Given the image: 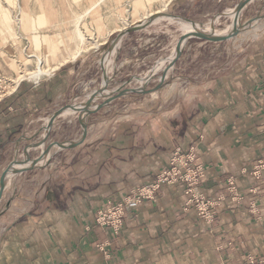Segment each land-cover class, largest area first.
I'll list each match as a JSON object with an SVG mask.
<instances>
[{"label": "crops", "instance_id": "obj_1", "mask_svg": "<svg viewBox=\"0 0 264 264\" xmlns=\"http://www.w3.org/2000/svg\"><path fill=\"white\" fill-rule=\"evenodd\" d=\"M244 1L167 0L160 11L131 25L155 13L166 16L122 35L103 62L94 58L104 55L111 34L116 37L121 28L75 59L46 56L45 63L56 68L17 82L0 101V175L16 146L24 144L16 161L31 149H43L44 141L26 143V137L46 121L47 127L68 98L84 86L95 88L102 73L113 88L95 97L100 105L85 115L86 127L83 108L76 133L65 137L66 123L78 119L73 107L84 105L73 104L82 96L73 100L47 139L46 153L33 165H14L23 170L6 182L0 196V264H238L250 257L264 259V0L251 2L255 15L239 35L235 59L204 74L200 82L187 83L175 104L138 112L131 94L114 92L134 86L137 67L154 54L150 52L172 31L169 27L187 31L180 16L212 24L229 11V27L233 10ZM182 46L179 41L177 58ZM176 147L182 159L189 150L196 152L190 166L200 174L192 192H186L184 181L161 186L124 212L117 234L95 223V211L105 201L151 184ZM192 196L212 203L211 221L199 216L189 202Z\"/></svg>", "mask_w": 264, "mask_h": 264}, {"label": "rangeland", "instance_id": "obj_2", "mask_svg": "<svg viewBox=\"0 0 264 264\" xmlns=\"http://www.w3.org/2000/svg\"><path fill=\"white\" fill-rule=\"evenodd\" d=\"M95 1L97 0H0V75L6 79V83L9 82L10 90L15 89L14 85L17 84L22 70L28 71L35 68L37 57L41 58L43 66L47 67L46 56L55 58L65 55L68 58L78 47H81V51L77 56L90 50H96L98 44L112 30L129 27L131 22L148 16L154 11H160L167 2V0H103L83 18L77 28L74 25L75 18ZM251 2L246 9H241L238 14L236 25L241 23L242 29L234 39L228 37L224 40L208 42L202 36L186 35V32H194L190 23L183 25L187 30L184 33L180 29V25L169 27L172 31L166 33L161 38L162 43L150 52L154 54L146 59L144 65L137 67L136 81L132 83L134 86L132 88L121 86L114 92L131 94L132 102L136 104L138 112L160 111L167 104H175L178 99L182 98L183 93H186L182 91V88L187 83L200 82L204 74L223 68L235 59L239 35L246 30L252 21L251 17L255 15L250 10ZM227 14L216 19V22L212 24L210 23L212 20L196 23L209 25L206 27L208 33L214 32L218 36L228 35L235 23L233 18V24L226 27L231 22L232 16L229 11ZM185 18L191 21V19ZM181 21L184 20L180 17L179 22ZM159 24L161 23H157V25ZM199 25L197 26L199 27ZM200 27L202 28V26ZM115 34H111V42L115 38ZM179 41H183V46L177 58L176 46ZM105 52L106 50L103 54ZM94 60L98 62L99 58L96 56ZM120 77L121 81L126 79L123 75ZM108 82L109 89L113 88L111 82L109 80ZM106 84L107 82L102 77L98 78L92 84L95 85V88L84 86V91L78 93L82 94L81 99L73 101L74 105L84 103V124H82L84 128L87 125L85 115L100 105L98 99L88 98L86 101L84 97L91 91L101 89ZM109 89L101 95L111 93L112 90ZM127 90L134 92H127ZM123 108V104H121V109ZM82 109L77 111L78 117L76 118L78 119L76 121L66 123L64 126L65 137L76 133L80 122L83 121L82 118L80 119ZM46 123L47 121L32 137H40L45 131ZM44 142L43 149L40 147L31 149L19 161H23V159L35 161L37 157H42L45 154L48 140ZM61 143L63 142H59L58 146L64 148ZM10 180L11 178L7 182L9 183Z\"/></svg>", "mask_w": 264, "mask_h": 264}, {"label": "built area", "instance_id": "obj_3", "mask_svg": "<svg viewBox=\"0 0 264 264\" xmlns=\"http://www.w3.org/2000/svg\"><path fill=\"white\" fill-rule=\"evenodd\" d=\"M0 75V101L4 99L12 90L9 89V82L6 83ZM13 84V83H12ZM15 87V85H14ZM195 150H189L184 155L179 147L173 150L170 162L166 168L161 169L156 173L155 180L145 186L134 187L130 194L125 195L119 200H107L95 211L94 221L100 226L109 228L113 233H118L123 225V214L127 209H134L141 203L142 200L150 198L152 192L160 189L161 186L171 184L178 181H184L186 183V192H192L193 187L198 183V177L200 172L197 169H193L190 166L191 160L194 158ZM257 170L254 171L256 173ZM255 177V175H254ZM229 189H234L233 181L230 180ZM189 202H194L197 208L198 214L206 221H211L213 217V211L210 208L212 203L192 196ZM100 249L102 250L101 246ZM238 264H264V259L248 258Z\"/></svg>", "mask_w": 264, "mask_h": 264}, {"label": "water", "instance_id": "obj_4", "mask_svg": "<svg viewBox=\"0 0 264 264\" xmlns=\"http://www.w3.org/2000/svg\"><path fill=\"white\" fill-rule=\"evenodd\" d=\"M252 0H245L242 4V9H246V7L248 6V4L251 2ZM162 16H166L162 13H155V14H152L149 18H146L140 22H138L137 24H134V25H130L129 27L125 28V29H122L118 34L117 36L113 39V41L110 43V45L107 47L106 49V52L104 54V56H102L98 62L101 63V61L103 60V58L109 54L111 51L114 50L115 46L117 45L119 39L121 38L122 35H124L125 33L127 32H130L132 30H135L137 29V26L138 25H144L146 22L150 21V20H153L155 18H158V17H162ZM168 17H172V15H168ZM185 22H191V24L193 26H195V28L197 29V31L201 34H203L204 36V39L208 42H210V34L206 31H204V29H202L200 26L198 27L197 23L195 21H188L184 16H180ZM242 29V24L241 23H238L237 25V28L234 30V32L230 35V39H234L238 33L240 32V30ZM102 78L104 79V81L107 82V84L105 86H103L101 89H96L94 91H91L89 94H87L86 96H90L92 98H95L99 95H101L103 92H106L108 91L109 89V82H108V77L106 76L105 73H102ZM127 92H134L132 90H127ZM82 94H76L70 98H68L66 100V102L64 104H62L54 113L53 115L51 116L52 118V123L50 126H48V128L46 129L45 128V131L43 132V134L40 136V137H30L27 139V142L26 143H40V142H43V141H46L47 138L49 137V135L52 133L53 129L55 128V125L57 123V121L59 120L61 114L63 113V111L66 109V107L73 101L75 100L76 98L80 97ZM63 147H66L65 144L61 143ZM24 144H20L18 146H16L14 148V153L9 161V164H8V168L7 170L2 174L0 175V186H3L13 175L15 174H18L20 172H22L21 169H18L14 167V162L16 161L15 158H16V153L19 151V149L23 146ZM48 146H46V149H45V153L46 151L48 150Z\"/></svg>", "mask_w": 264, "mask_h": 264}, {"label": "bare ground", "instance_id": "obj_5", "mask_svg": "<svg viewBox=\"0 0 264 264\" xmlns=\"http://www.w3.org/2000/svg\"><path fill=\"white\" fill-rule=\"evenodd\" d=\"M103 0H97V1H95L92 5H90L86 10H84V11H82L76 18H75V26L77 27V28H79V26H80V23H81V21L83 20V18L84 17H86V15L87 14H89L97 5H99L101 2H102ZM242 6H243V4H241L240 6H239V8H237L236 10H234V23H235V25L233 26V28H232V31L231 32H229V34L228 35H216L214 32L212 33H209L210 34V40H224V39H226V38H228V37H230V35L234 32V30L237 28V25H236V22H237V17H238V14H239V12H240V10L242 9ZM2 20V19H1ZM3 21V20H2ZM187 23H190L191 24V22H187ZM192 25V24H191ZM193 26V25H192ZM207 26H209V25H206V26H204V27H202L205 31H208V29L206 28ZM76 28V29H77ZM80 30V29H79ZM193 31L194 32H191V33H188V32H186L185 34L187 35V34H192V35H197V36H204L203 34H201V33H199L197 30H196V28H195V26H193ZM214 31V30H213ZM248 31V30H247ZM78 32V31H77ZM220 33V32H219ZM218 33V34H219ZM184 35V34H183ZM79 40H80V38H79ZM81 51V47H78L77 48V50L73 53V54H71L68 58L70 59H75V56H77V54H79V52ZM35 57V56H34ZM37 57V56H36ZM37 59V62H36V65H35V68L34 69H31V70H22L21 71V73H20V75H19V79H17V82L19 81V80H21V79H25V78H31V79H38V78H41V77H43V76H45V75H47L49 72H51V70H53L54 68H56V66H54V67H49V66H47V67H45V66H43V64H42V60H41V58H39V57H37L36 58ZM64 63V62H63ZM61 65V64H60ZM58 67V66H57ZM16 82V83H17ZM17 85V84H16ZM89 98H92V97H90L89 96ZM70 107V106H69ZM84 107V105H82V106H79V108H77V107H73L74 109H76V110H80V109H82ZM64 113L65 112H68L67 110H65V111H63ZM51 123H52V118H50L49 119V121H48V124H47V127L48 126H50L51 125ZM46 127V128H47ZM24 162H29L30 164L29 165H33L34 164V162H32V161H27V159H25L24 161H15L14 162V165L15 164H22V163H24ZM6 184V183H5ZM5 184L3 185V186H0V196H1V194H2V191H3V188H4V186H5Z\"/></svg>", "mask_w": 264, "mask_h": 264}]
</instances>
